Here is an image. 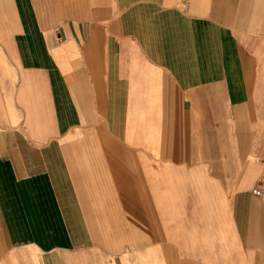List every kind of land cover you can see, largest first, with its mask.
<instances>
[{
	"label": "crops",
	"instance_id": "0c3cea01",
	"mask_svg": "<svg viewBox=\"0 0 264 264\" xmlns=\"http://www.w3.org/2000/svg\"><path fill=\"white\" fill-rule=\"evenodd\" d=\"M0 264H264V0H0Z\"/></svg>",
	"mask_w": 264,
	"mask_h": 264
},
{
	"label": "built area",
	"instance_id": "2783aa9c",
	"mask_svg": "<svg viewBox=\"0 0 264 264\" xmlns=\"http://www.w3.org/2000/svg\"><path fill=\"white\" fill-rule=\"evenodd\" d=\"M253 192L256 193V194H259V195L263 194V191L260 188L253 189Z\"/></svg>",
	"mask_w": 264,
	"mask_h": 264
}]
</instances>
